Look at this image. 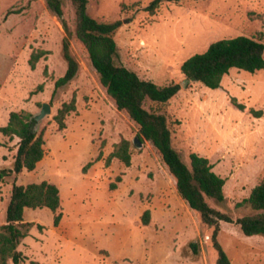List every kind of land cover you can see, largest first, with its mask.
Returning <instances> with one entry per match:
<instances>
[{
  "label": "rangeland",
  "instance_id": "1",
  "mask_svg": "<svg viewBox=\"0 0 264 264\" xmlns=\"http://www.w3.org/2000/svg\"><path fill=\"white\" fill-rule=\"evenodd\" d=\"M152 1L89 0L88 12L100 22L129 20L115 35L120 65L159 86L186 82L169 102L146 101L145 107L167 117L173 147L188 165L190 154H199L225 179V202L209 203L237 219L248 212L236 204L264 181V69L232 70L220 88L211 90L187 81L181 66L221 39L248 36L264 43V0L163 2L153 13L147 10ZM10 8L22 12L5 20ZM65 16L74 31L70 0H65ZM65 37L46 0H0V129L12 112L34 116L44 103L52 108L39 130H44L46 154L32 172H11L20 140L0 132V226L6 223L14 185L47 181L59 188L61 207L56 213L25 209L24 222L33 226L19 250L27 263L215 264L212 230L182 199L151 143L141 137L142 145L134 144L141 136L139 126L118 110L86 49L74 38L71 50L79 73L55 92L56 81L68 68L62 51ZM38 52L46 54L32 68L31 57ZM73 98L77 111L60 130L54 117ZM259 111L257 118L253 112ZM122 140L131 144V165L118 160L107 165ZM112 183L116 190L110 189ZM147 210L150 222L144 226ZM58 214L62 219L55 226ZM220 226L219 241L232 264H264V237H247L234 223Z\"/></svg>",
  "mask_w": 264,
  "mask_h": 264
},
{
  "label": "trees",
  "instance_id": "2",
  "mask_svg": "<svg viewBox=\"0 0 264 264\" xmlns=\"http://www.w3.org/2000/svg\"><path fill=\"white\" fill-rule=\"evenodd\" d=\"M76 16L74 31L68 25L65 16V0H46L48 8L59 18L66 32L63 40V56L68 64L65 75L55 83V92L68 86L77 77L80 64L71 50V39L78 40L86 49L91 64L97 72L101 85L113 99L118 110L128 114L130 119L139 126L138 136L143 137L158 151L162 161L176 181L178 193L195 211L203 226L212 230L211 242L217 253L215 264H232L231 260L219 241L221 222L234 223L240 227L247 237H264V181L255 186L250 195L236 204V209L245 210L248 214L233 219L209 203L213 200L217 205L225 202V179L213 171L210 161L199 154H190L188 165L181 154L173 147L172 132L167 117L151 112L145 107L146 101L159 104L169 102L182 89L181 84L173 83L159 86L151 80L141 78L136 72L118 63L119 52L115 35L129 20H116L112 23L100 22L88 12L89 0H70ZM186 0H153L147 10L154 12L161 3L179 4ZM21 10L10 8L5 16L20 14ZM46 52L34 53L30 64L35 68L38 61ZM264 69V43L261 39L248 36H237L213 42L203 53L188 58L181 66V72L189 82L200 83L206 88L216 90L232 70L255 73ZM240 110L242 104L233 100ZM77 111L76 99L63 104L54 120L60 130L66 129V119ZM260 118L262 112H253ZM37 122L27 113L12 112L8 125L0 132L11 138H19L18 151L11 170L15 175L24 171L32 172L44 159L46 140L44 130L36 132ZM118 160L126 166L131 165L132 149L127 140L117 144L107 158V165ZM121 182V178H117ZM111 190L117 189V184L110 185ZM61 207L59 188L50 182L38 184L14 185L10 201L6 209V223L0 226V264H39L29 261L19 250V245L26 238L32 223L24 222L25 209L48 208L56 213ZM62 215L55 217V226L59 225ZM150 211L142 216V223L148 226ZM41 227V226H39ZM192 247L196 246L192 244Z\"/></svg>",
  "mask_w": 264,
  "mask_h": 264
},
{
  "label": "water",
  "instance_id": "3",
  "mask_svg": "<svg viewBox=\"0 0 264 264\" xmlns=\"http://www.w3.org/2000/svg\"><path fill=\"white\" fill-rule=\"evenodd\" d=\"M186 83V82H185ZM185 83H182L181 86L182 88L185 87ZM52 114V108L50 106V104L48 103H44L42 106V109L40 110V112H38L37 114H35L33 116V118L35 119V121L37 122L36 124V132H39L41 124L46 120V118L48 116H50ZM134 144H136L137 146H141L142 142L140 140V138L137 136L134 140Z\"/></svg>",
  "mask_w": 264,
  "mask_h": 264
}]
</instances>
